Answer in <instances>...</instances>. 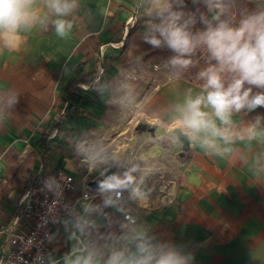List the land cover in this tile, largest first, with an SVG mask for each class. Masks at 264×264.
<instances>
[{"label":"crops","instance_id":"crops-1","mask_svg":"<svg viewBox=\"0 0 264 264\" xmlns=\"http://www.w3.org/2000/svg\"><path fill=\"white\" fill-rule=\"evenodd\" d=\"M193 1L167 0L170 11ZM160 9L157 0H75L60 16L46 0H33V23L0 30V225L13 223L38 172L72 175L74 197L112 164L121 179L136 175L122 198L97 189L89 209L79 204L59 224L48 243L50 264L89 254L104 264L113 252L138 250V234L154 254H173L182 264H264V107L231 116L237 133L255 126L254 139L217 138L219 151L190 140L181 156L175 109L203 87L181 77L164 81L161 59L147 58L166 46L155 27L161 23L145 20L130 35L139 18ZM58 19L72 24L64 36ZM153 35L159 46L148 42ZM102 73L96 88H83ZM140 122L155 126L154 134L137 131ZM97 153L105 159L94 160ZM158 168L174 181V192L148 207L156 200L131 190L155 188ZM5 245L0 238V256Z\"/></svg>","mask_w":264,"mask_h":264},{"label":"clouds","instance_id":"clouds-1","mask_svg":"<svg viewBox=\"0 0 264 264\" xmlns=\"http://www.w3.org/2000/svg\"><path fill=\"white\" fill-rule=\"evenodd\" d=\"M33 0H0V30L14 32L21 26H28L36 20L34 13L29 11ZM48 7L57 15L68 14L75 7V0H46ZM161 5L160 14L167 12V18L161 25L155 26L167 46L176 55L171 63L174 66L187 68L193 64L192 54L198 47L207 50L210 64L199 73L205 81L201 94L194 98L189 94L182 105L176 106L174 117L175 128H178L191 141H199L201 146L219 151L217 138L225 144L231 143L233 137L249 140L258 133L255 126L244 130V133L233 131L231 116L243 109L249 111L264 107V91L253 94V87L264 90V11L248 14L241 19L238 26L233 27L227 21H221L220 15L225 11L222 0H217L214 7L219 12L213 17L219 21L215 27L208 24L206 30L193 35L187 30L188 22L178 24L179 14L170 11L171 4L167 0H157ZM56 31L64 36L72 28V24L63 19L54 21ZM148 42L159 46L162 41L155 35ZM231 77L225 83L224 75ZM247 85L248 87H245ZM211 109V112L205 111ZM219 121V126L216 121ZM170 132L173 129H169ZM175 140V137H172ZM230 151V149H224ZM94 160L105 159L97 153ZM133 183L129 175L124 179L111 176L101 187L104 190L117 191ZM133 196H139V189L132 188ZM137 244L140 256L135 254L126 257L124 252H113L104 264H182L173 254L156 255L138 234ZM68 264H98L91 254L77 257Z\"/></svg>","mask_w":264,"mask_h":264},{"label":"built area","instance_id":"built-area-1","mask_svg":"<svg viewBox=\"0 0 264 264\" xmlns=\"http://www.w3.org/2000/svg\"><path fill=\"white\" fill-rule=\"evenodd\" d=\"M104 73L98 76L84 89L96 88L105 77ZM136 166L131 169L134 171ZM135 179L131 172L127 176ZM161 183L155 188L147 184L141 185V189L152 198L155 195L169 196L168 202L174 192V181L168 180L158 168L154 173ZM126 176V177H127ZM75 179L72 175L63 171L47 174L43 171L36 173L31 184L22 197V206L16 214L11 225H0V238H6V245L0 256V264H50L48 243L55 229L69 216L73 215L79 204L84 209H89L98 190L89 187L83 188L80 196H72ZM116 198H122L124 189L109 190ZM159 202V203H166ZM125 218L131 223L136 218L126 214ZM80 221V220H79ZM22 222V223H21Z\"/></svg>","mask_w":264,"mask_h":264},{"label":"rangeland","instance_id":"rangeland-1","mask_svg":"<svg viewBox=\"0 0 264 264\" xmlns=\"http://www.w3.org/2000/svg\"><path fill=\"white\" fill-rule=\"evenodd\" d=\"M245 2V9L248 7V10H250L251 5H261L263 7L264 10V3L263 0H260L258 2V0H243ZM248 4V6H246ZM243 8V6H242ZM241 10V7H240ZM239 8L238 10H234L232 15L227 14L225 16L224 21H227L230 26L236 27L239 25L241 19H243L247 14V11H245V13H241ZM218 12L215 11H211L210 17L213 18ZM208 24H204L203 22H195L194 25H191L190 23H188L187 26V30L190 31L193 35L202 32L204 30H206ZM216 25H213V27H215ZM170 56L164 59H161L159 61V65L161 66L158 71H160L162 73V79L168 80L170 78H177V77H181L184 78L186 80H190V82L199 85L201 87H203L205 81L201 78H199V73L206 69L210 64H215L216 62L214 60H211L209 57V54L207 52V50L203 47H198L196 49V51L192 54L191 59L193 60V64L188 66L187 68H182L180 66H174L171 63L172 58L174 57ZM224 79H225V83L227 84L228 82H230L231 77L228 74L224 75ZM135 86V85H133ZM245 87H248L247 85H245ZM253 94L260 92V91H264L262 89H258L256 87H253L252 89ZM136 132V131H134ZM156 200L155 196H152V198H150V201ZM143 203V202H142ZM145 204V203H143ZM163 203H157V204H149L148 207L150 206H157V205H161ZM147 205V204H146Z\"/></svg>","mask_w":264,"mask_h":264},{"label":"trees","instance_id":"trees-1","mask_svg":"<svg viewBox=\"0 0 264 264\" xmlns=\"http://www.w3.org/2000/svg\"><path fill=\"white\" fill-rule=\"evenodd\" d=\"M193 2H195V5H193ZM193 2H189L186 5L180 7L176 10L171 11L173 13L179 14L180 18L177 21L178 24H185L186 22H188L191 25H194L195 22L201 21L204 24H211L212 26L217 25V23L219 21L214 20L213 18H210L208 16L211 9L219 12V9H216L214 7L217 0H195ZM222 3L224 5L225 11L222 15H220L221 21H224L225 16L227 14L232 15L233 11L238 10V8L240 10V7H241V10L239 12L245 13V10H244L245 2L243 0H222ZM263 3H264V0H263ZM242 6H243V8H242ZM167 16H168L167 12L163 13V15H161V14L144 15L143 17L139 18L137 25H135V27L130 31V35L135 30H137L140 22H143L145 20H147V21L151 20V21L162 24V22L167 18ZM130 35H129V37H130ZM127 44H128V41H127ZM173 55H176V53L173 50H171L166 44L164 49L152 53L147 58L153 59L154 57H158L160 59H164V58H167V57H170ZM73 87H74V85L72 86V88Z\"/></svg>","mask_w":264,"mask_h":264},{"label":"water","instance_id":"water-1","mask_svg":"<svg viewBox=\"0 0 264 264\" xmlns=\"http://www.w3.org/2000/svg\"><path fill=\"white\" fill-rule=\"evenodd\" d=\"M155 129H156L155 126H152V125H150L148 123H145V122H140L137 125V127H136V130L139 131V132H149V133H152V134H154ZM174 134H175L177 140L182 144V152H181L180 155L181 156H185L186 152L190 150V139L186 135H184L182 133V131L180 129H178V128H176L174 130ZM119 174H120L119 166L117 164H112L105 171L103 177H101L98 180L91 181L89 183V187L92 190L102 189L101 185L106 179H108L111 176L119 177ZM133 254H135V256H137V257L140 256L139 250H135V251H132L130 253H127L125 256L129 257V256H131Z\"/></svg>","mask_w":264,"mask_h":264},{"label":"bare ground","instance_id":"bare-ground-1","mask_svg":"<svg viewBox=\"0 0 264 264\" xmlns=\"http://www.w3.org/2000/svg\"><path fill=\"white\" fill-rule=\"evenodd\" d=\"M139 189V196L141 197H146L147 201L149 202L150 201V198L149 196L145 195L141 190L140 188ZM169 196H162V195H155V198H156V203H159V202H166L167 199H168ZM155 200V199H154ZM155 203V202H153Z\"/></svg>","mask_w":264,"mask_h":264}]
</instances>
